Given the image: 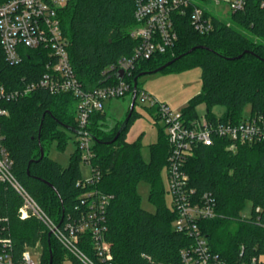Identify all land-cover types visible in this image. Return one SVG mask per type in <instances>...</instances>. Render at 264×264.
<instances>
[{
    "label": "trees",
    "instance_id": "trees-1",
    "mask_svg": "<svg viewBox=\"0 0 264 264\" xmlns=\"http://www.w3.org/2000/svg\"><path fill=\"white\" fill-rule=\"evenodd\" d=\"M60 18L70 62L84 90L115 83L118 75L109 69L120 59L132 56L139 43L131 36L137 25L134 1L68 0ZM213 25L211 32L199 34L188 18L177 20L175 46L165 54L138 62L131 76L124 79L133 89L138 78L139 95L143 74H151L179 57L161 72L201 70V92L181 110L186 119L199 117L196 107L201 102L206 103L210 119H216L211 107L223 105L226 111L221 122L240 121L247 106L252 115L264 119V0H247L244 9L232 14L230 21L215 19ZM40 58V51L25 50L23 63L11 66L0 44V85L17 87L23 80L40 78L45 70ZM78 103L70 93L37 89L4 104L9 114L0 117L2 146L11 159L12 174L57 224L66 222L85 193L97 190L110 195L106 235L114 264H180L181 251L190 248L194 240L175 230L176 212L165 201L161 173L167 166L169 144L164 129L149 145V159L145 160L144 134L127 141L133 121L140 117L135 109L117 140L124 120L108 124L104 111L93 112L86 131L93 138L92 174L100 178L84 185L79 149L72 153L67 167L49 157L54 142L64 150L67 134L80 133L73 111L77 105L78 114ZM149 112L154 115L155 109L149 108ZM228 146L224 139L215 140L211 146H198L184 170L196 194L211 193L216 201L217 216L198 223L211 252L225 264H239L264 256V141L239 145L235 151ZM141 182L150 185L154 213L141 206L137 190ZM248 203L249 217H243ZM22 204L11 184L0 181V237L11 240L15 264H23L25 251L38 245L42 248L40 264H50L51 256V264H63L64 256L72 264H83L67 253L41 220L34 216L22 219ZM81 248L92 255L88 242Z\"/></svg>",
    "mask_w": 264,
    "mask_h": 264
},
{
    "label": "built area",
    "instance_id": "built-area-1",
    "mask_svg": "<svg viewBox=\"0 0 264 264\" xmlns=\"http://www.w3.org/2000/svg\"><path fill=\"white\" fill-rule=\"evenodd\" d=\"M137 25L131 36L138 40L132 56L122 58L109 70L123 77L115 83L84 90L78 80L68 53V40L61 25L60 11L68 0H2L0 2V44L6 62L11 65L23 63L25 50L40 51L44 72L35 81L25 82L17 87L0 85V117L8 116L6 102L29 95L37 89H45L51 94L70 93L79 100L77 122L80 140L77 143L84 161L91 166L93 158V138L86 126L93 112L104 111L105 102L133 95L130 77L136 64L150 60L158 54H165L178 41L177 20L188 18L193 29L199 34H207L214 28L213 16L203 3L214 6L225 5L232 14L244 9L247 0H133ZM220 20V19H219ZM139 95H137L138 98ZM148 108L155 109L158 122L162 123L169 144L167 178L172 209L177 218L174 228L194 240L190 248L181 251L180 264H225L224 260L210 250L208 240L199 228V221L213 219L216 201L211 193L196 194L190 186L189 175L184 168L186 162L198 146H211L217 139L229 142L232 151L239 145H255L264 141V119L249 114L238 122H221L220 118L210 119L206 115L196 119H186L181 110L174 111L147 92L140 94ZM0 128V181L10 183L21 196L23 204L19 209L22 219L34 216L41 220L69 255L83 264H114L111 243L107 239V207L110 195L97 190L82 195L63 224H57L38 205L36 200L20 184L11 172L12 162L2 146ZM99 174L82 184H94ZM243 217H249V215ZM89 243L92 255L87 254L81 244ZM27 249L23 254V264H40ZM0 264H15L11 254V240L0 237ZM239 264H264V256L252 257Z\"/></svg>",
    "mask_w": 264,
    "mask_h": 264
},
{
    "label": "rangeland",
    "instance_id": "rangeland-1",
    "mask_svg": "<svg viewBox=\"0 0 264 264\" xmlns=\"http://www.w3.org/2000/svg\"><path fill=\"white\" fill-rule=\"evenodd\" d=\"M209 8L210 13L220 20L230 21L231 13L223 4L221 6H214L213 4L203 3ZM202 89L201 70L199 68L190 69L183 72H158L142 76L139 79V96L142 92H147L157 98L161 103H165L170 109L174 111L182 110L188 102L198 95ZM138 96L135 110L140 114V117L133 121V124L127 134V141H135L140 134H144L142 139L143 148L142 155L145 160L149 159V145L156 142L158 138V131L163 129L162 123L153 118L149 112L148 104L142 102ZM132 100V93L125 97L112 99L105 102L104 112L108 116V124H115L117 121L124 120L130 108ZM77 105H74L73 111L77 115ZM196 110L198 115L204 116L207 112V105L201 102L197 105ZM226 108L223 105L217 104L211 107V112L216 118L223 117ZM251 114V107L247 106L244 110V116ZM69 140L64 150H60L57 142H54L50 147L49 157L60 163L63 167H67L70 163L72 153L78 150L77 143L80 140L78 135L73 133L67 134ZM85 153H82V159L79 162L82 181H90L92 178L91 166L84 161ZM162 181L165 189V201L167 206L172 209V197L168 189L167 170L164 167L161 173ZM138 193L141 196V206L144 210L154 213L156 208L149 199L150 185L147 182H141L137 187ZM251 204L248 203L246 208L242 211V215H249ZM41 246L30 250V254L38 261L39 254H41ZM63 264H72L68 256H64Z\"/></svg>",
    "mask_w": 264,
    "mask_h": 264
},
{
    "label": "water",
    "instance_id": "water-1",
    "mask_svg": "<svg viewBox=\"0 0 264 264\" xmlns=\"http://www.w3.org/2000/svg\"><path fill=\"white\" fill-rule=\"evenodd\" d=\"M194 49L190 50L189 52H192ZM241 56H239L238 58H240ZM180 59L179 57L176 58L175 60L169 62L168 64L158 68L157 70H155L153 73H158V72H161L165 67L171 65L173 62H175L176 60ZM146 74V73H145ZM150 74V73H149ZM144 75V74H143ZM142 75V76H143ZM123 77V71H120L119 74H118V78L121 79ZM137 80L138 78L135 79V83H134V91H133V95H132V100H131V105H130V111L127 115V117L124 119L123 123L121 124L118 132H117V135L115 137L114 140H117L119 138V136L121 135V133L126 129L127 125H128V122L129 120L131 119V116L133 114V111L135 109V105H136V101H137ZM44 156V152L41 150V158H43ZM51 235V234H50ZM52 263V256H51V259H50V264Z\"/></svg>",
    "mask_w": 264,
    "mask_h": 264
},
{
    "label": "crops",
    "instance_id": "crops-1",
    "mask_svg": "<svg viewBox=\"0 0 264 264\" xmlns=\"http://www.w3.org/2000/svg\"><path fill=\"white\" fill-rule=\"evenodd\" d=\"M153 116V115H152ZM154 118V117H153Z\"/></svg>",
    "mask_w": 264,
    "mask_h": 264
}]
</instances>
